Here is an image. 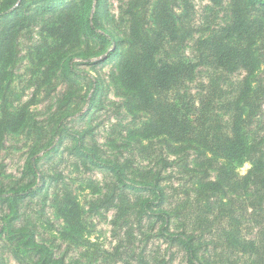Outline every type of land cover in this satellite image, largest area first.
I'll return each mask as SVG.
<instances>
[{
    "label": "trees",
    "instance_id": "1",
    "mask_svg": "<svg viewBox=\"0 0 264 264\" xmlns=\"http://www.w3.org/2000/svg\"><path fill=\"white\" fill-rule=\"evenodd\" d=\"M120 1L121 30L110 0H0V61L23 31L38 24L60 44L84 42L90 68L110 64L105 77L87 78L92 88L86 99L82 96L87 109L99 108L112 89L128 116L121 125L127 154L132 159L159 155L157 167L140 171L131 158L100 156L86 141L87 132L65 129L63 112L70 110L81 72L57 52L40 87H50L59 71L66 82L59 101L66 106L53 125L41 128L51 142L28 163L33 184L7 190L0 179V208L7 210L2 242L19 264H65L24 214L26 202L35 197L43 206L38 219L48 204L59 222L58 237L82 241L86 223L78 194L55 173L35 182L37 161L53 160L68 140L73 146L65 150L84 167L110 176L106 191L91 205L95 211L115 208L118 225L130 214L158 224L185 264H264V0H226L224 23L195 37L191 0ZM208 1L221 5L223 0ZM190 40L192 57L184 50ZM238 72L240 79H228ZM200 73L205 81L193 92L190 83ZM27 113V107L1 108L0 145L7 134L31 128ZM42 131H33L37 140ZM246 163L241 174L238 168ZM173 173L177 183L170 180ZM88 184L93 191L97 187Z\"/></svg>",
    "mask_w": 264,
    "mask_h": 264
},
{
    "label": "rangeland",
    "instance_id": "2",
    "mask_svg": "<svg viewBox=\"0 0 264 264\" xmlns=\"http://www.w3.org/2000/svg\"><path fill=\"white\" fill-rule=\"evenodd\" d=\"M226 2L223 0L221 5H214L208 0H191L194 7L193 24L198 30L194 33V37L201 32L207 33L209 29L224 23L227 12ZM120 5V0H110L109 10L118 21ZM119 23L118 29L121 30L125 24L124 21ZM192 44V40L187 41L184 47L189 57L193 55ZM88 51L84 42L79 45H72L69 42L60 44L38 24L23 31L14 46L0 61V86L2 83L0 94L3 93L5 98V104L2 105L3 98L0 96V112L2 107L9 111H18L27 107V114L33 122L30 129L27 128L18 134H7L2 140L0 179L5 189L33 184L34 177L28 172V163L32 157L43 155L47 148L45 145L51 142L41 128L45 129L53 125L59 109L66 106L59 101L66 84L59 75V71L56 77L52 78L50 87L46 89L40 87V85H46L44 72L57 52L61 58L71 59L75 68L81 72L79 86L76 88L70 110L63 112L65 129L77 131L79 134L87 132L86 141L94 143L99 155L103 158L132 159V156L126 152L127 141L124 130L121 128V125L128 120V116L119 107L121 100L113 94L112 89L108 92L107 98H102L99 108L92 113L90 109H87L88 103L85 96L92 90L87 78L93 79L96 73L100 77H105L110 68L109 63L97 64L95 68H90L83 58ZM84 73L88 76L84 77ZM241 76L238 72L228 76V79L234 81ZM200 80L205 81L202 73L195 82L190 83L191 91L194 92L199 88ZM36 129L41 130L44 136H40V140L33 135ZM55 140L57 139H53V142ZM66 146L73 145H70L68 140H64L62 145L58 146L53 160L43 157L37 161L38 172L35 182H38L39 176L55 173L78 194L86 223V232L83 234L82 241L79 244H71L68 240L58 237L56 229L59 227V222L52 215L48 204L44 208V215L38 219L42 206L38 197L30 202L27 201L24 206L25 216L37 223L39 237L52 244L57 257L63 258L65 264H185L183 254L177 248L169 246L159 234L158 224H147L144 217L139 220L137 216L130 214L124 223L118 225L114 223L115 208L106 210L100 207L98 211L92 209V203L101 197L106 191V186L111 182L110 176L98 168L84 167L73 154L65 150ZM51 154H53L52 151L48 155ZM158 159L157 152L156 155L150 156L137 154L132 160L134 167L140 171H149L157 167ZM248 168L249 164L246 163L238 168V171L244 174ZM170 180L177 183L179 175L173 173ZM90 182L97 186L94 191L90 188L92 185L88 184ZM6 213V208H0V224ZM139 259H142L141 263H138ZM0 264H19L11 254L8 245L2 242L1 237Z\"/></svg>",
    "mask_w": 264,
    "mask_h": 264
}]
</instances>
